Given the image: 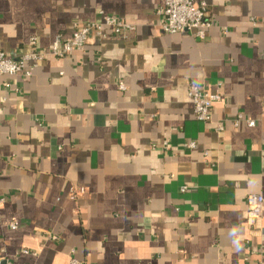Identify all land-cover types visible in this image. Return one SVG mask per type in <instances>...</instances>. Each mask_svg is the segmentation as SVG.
<instances>
[{"label": "crops", "instance_id": "crops-1", "mask_svg": "<svg viewBox=\"0 0 264 264\" xmlns=\"http://www.w3.org/2000/svg\"><path fill=\"white\" fill-rule=\"evenodd\" d=\"M204 1L216 26L201 40L163 32L159 0H0L13 58L100 12L136 26L0 76L5 261L264 264V218L246 217L248 195H264V0ZM190 84L219 89L210 121Z\"/></svg>", "mask_w": 264, "mask_h": 264}, {"label": "built area", "instance_id": "built-area-1", "mask_svg": "<svg viewBox=\"0 0 264 264\" xmlns=\"http://www.w3.org/2000/svg\"><path fill=\"white\" fill-rule=\"evenodd\" d=\"M161 6L158 14L161 16L160 26L163 32L167 34H176L183 32H191L197 38L205 40L207 32L216 26L214 17L211 15L208 5L204 0H159ZM221 31L226 33L228 28L220 26ZM109 29L115 37L128 39L136 30L134 24L127 23L114 15L100 12L98 20H92L85 24H76L75 30L68 38L61 34L55 36L48 50H41L38 46V39L33 36L29 40V50L20 56L9 57L4 51H0V76L2 75H18L31 76L29 64L36 66L37 63L47 55L64 58L72 55L76 51H81L91 41L93 37L105 39ZM120 88L125 89L123 82H120ZM189 97L194 106L196 119L208 122L212 119V108L214 103L222 100L219 89L209 90L201 88L196 84H190ZM249 126H254L255 121L249 120ZM216 130L221 132L224 130L223 125H217ZM195 147V143L190 144ZM186 187L183 188V191ZM85 193V188H70V197L76 198L78 195ZM4 199L0 198V202ZM248 209L246 217L250 221H256L264 218V195L250 194L247 197ZM12 229H17L18 224L11 222ZM56 239V237H54ZM24 252H28L24 250ZM75 263V261H74ZM0 264H14L4 260L0 254Z\"/></svg>", "mask_w": 264, "mask_h": 264}]
</instances>
